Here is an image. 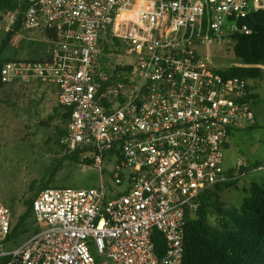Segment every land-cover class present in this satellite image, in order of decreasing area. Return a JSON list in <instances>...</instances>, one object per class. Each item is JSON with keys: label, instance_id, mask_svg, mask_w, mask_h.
<instances>
[{"label": "built area", "instance_id": "obj_1", "mask_svg": "<svg viewBox=\"0 0 264 264\" xmlns=\"http://www.w3.org/2000/svg\"><path fill=\"white\" fill-rule=\"evenodd\" d=\"M262 9L264 0H25L7 13V29L21 14V28L47 30L54 46L38 61H4L1 82L56 86L69 111L60 154L100 178L40 190L37 231L17 246L0 201V264H182L205 195L245 173L227 172L224 149L254 120L248 80L225 77L199 50L233 49Z\"/></svg>", "mask_w": 264, "mask_h": 264}, {"label": "rangeland", "instance_id": "obj_2", "mask_svg": "<svg viewBox=\"0 0 264 264\" xmlns=\"http://www.w3.org/2000/svg\"><path fill=\"white\" fill-rule=\"evenodd\" d=\"M8 23L0 21V43L7 35ZM53 42L40 28L18 30L0 54V60H41L53 48ZM199 53L217 69L240 67L232 47L224 41H212ZM256 96L252 105L254 127L234 131L224 149V168H251L232 180L229 187L218 189L206 199L197 215L218 231H233L227 215L236 210L247 196L251 182L264 185V71L261 78L248 79ZM58 89L54 85L4 84L0 88V201L13 212L15 220L25 210L43 184L52 176L51 188H90L99 183L94 166L63 159L56 144V127L65 126L57 106ZM56 109V111H55ZM56 112V113H55ZM103 168L105 164L103 163ZM106 185L109 178L103 174ZM28 220V231L11 242H24L35 228Z\"/></svg>", "mask_w": 264, "mask_h": 264}, {"label": "trees", "instance_id": "obj_3", "mask_svg": "<svg viewBox=\"0 0 264 264\" xmlns=\"http://www.w3.org/2000/svg\"><path fill=\"white\" fill-rule=\"evenodd\" d=\"M24 4L25 0H0V21H5L7 13L20 10L24 7ZM243 22L251 28L252 32L248 35L236 36V44L233 46L234 55L242 65L240 67H230L223 74L225 77H239L247 80L261 78L264 71V9L248 15ZM20 29L21 14H18L16 22L7 30L5 39L0 43V54L12 39V36ZM45 34L46 37H51V33L47 30ZM3 62L0 60V66ZM3 85L0 80V88ZM248 90L250 91L248 97L252 106L256 98L252 94L250 86ZM68 117V110L61 114V118L65 123ZM55 129L57 135L55 142L58 145V138L64 133L65 126L56 127ZM63 159L72 163L90 166L88 161H79L76 154L64 155ZM258 166V163L250 167L240 166L239 174ZM233 170L234 168H231L227 172L230 173ZM50 181H52V176L43 184L41 190L50 188ZM231 183L228 182L218 186L210 195L209 193L205 195L204 201L206 202V199L214 195L218 189L224 186L229 187ZM208 195L209 197H207ZM33 199L25 203V210L16 219L11 238L28 231V220L32 219ZM203 205L200 211H203ZM227 218L235 227L233 231L215 230L198 217L188 220L185 226L182 264H264V185L251 182L247 196L236 210L227 215ZM36 231L37 228L35 227L33 233ZM153 241L156 247H163V239L159 233L155 232Z\"/></svg>", "mask_w": 264, "mask_h": 264}, {"label": "crops", "instance_id": "obj_4", "mask_svg": "<svg viewBox=\"0 0 264 264\" xmlns=\"http://www.w3.org/2000/svg\"><path fill=\"white\" fill-rule=\"evenodd\" d=\"M47 56V55H46ZM45 56V57H46ZM252 94L253 95H255L254 93H253V91H252ZM255 98H256V96H255ZM253 108V107H252ZM254 120H255V114H254ZM254 120H253V122H254ZM254 127V124H252V126H251V128H253ZM227 145H228V143H227ZM227 145H226V147H227ZM223 164H224V161H223ZM261 166H258V168H260ZM226 170H228V169H226Z\"/></svg>", "mask_w": 264, "mask_h": 264}, {"label": "bare ground", "instance_id": "obj_5", "mask_svg": "<svg viewBox=\"0 0 264 264\" xmlns=\"http://www.w3.org/2000/svg\"><path fill=\"white\" fill-rule=\"evenodd\" d=\"M120 16H122V14Z\"/></svg>", "mask_w": 264, "mask_h": 264}]
</instances>
